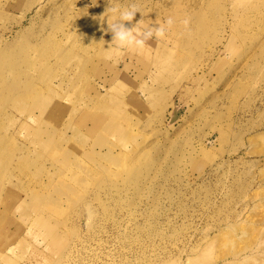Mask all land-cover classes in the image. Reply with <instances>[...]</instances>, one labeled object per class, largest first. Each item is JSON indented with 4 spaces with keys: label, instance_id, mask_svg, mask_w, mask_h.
<instances>
[{
    "label": "rangeland",
    "instance_id": "374dc122",
    "mask_svg": "<svg viewBox=\"0 0 264 264\" xmlns=\"http://www.w3.org/2000/svg\"><path fill=\"white\" fill-rule=\"evenodd\" d=\"M0 264H264V0H0Z\"/></svg>",
    "mask_w": 264,
    "mask_h": 264
},
{
    "label": "clouds",
    "instance_id": "9594fccd",
    "mask_svg": "<svg viewBox=\"0 0 264 264\" xmlns=\"http://www.w3.org/2000/svg\"><path fill=\"white\" fill-rule=\"evenodd\" d=\"M138 12L141 13L134 2L127 6H118L110 3L104 15L99 18L101 21L106 19L107 22V28L104 29L102 27V31L112 34L111 44L107 48L110 53L107 57L108 59H112L114 56L126 51L142 53L148 46L147 42L149 40L165 38L167 32L175 23L174 19L169 17L163 24L155 22L158 26H151L152 23L144 25L143 19L132 24ZM183 23L187 26L188 21L184 20Z\"/></svg>",
    "mask_w": 264,
    "mask_h": 264
}]
</instances>
